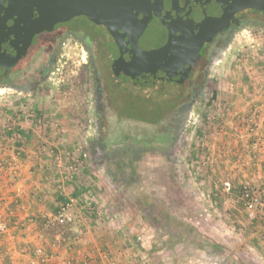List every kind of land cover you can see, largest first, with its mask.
Here are the masks:
<instances>
[{"label": "rangeland", "instance_id": "1", "mask_svg": "<svg viewBox=\"0 0 264 264\" xmlns=\"http://www.w3.org/2000/svg\"><path fill=\"white\" fill-rule=\"evenodd\" d=\"M63 53L65 57L58 66L60 70H56L49 82L51 92L48 96L41 100L13 89L0 88V105L17 114L23 107L27 115L32 112L43 116L58 115L68 119L69 128L83 136L78 139L81 151L86 152L90 161L93 160L104 179L111 182L112 190L115 187L117 194L123 196L118 197V202L128 204L129 219L133 218L132 212L136 208L139 210V223L146 229V235H151V242L156 243V249L149 247L147 259H138L136 264H264V220H250L240 198V188L244 184L263 196L264 186H252L248 182L235 185L233 181L225 180L222 174L220 176L219 171L212 173L209 170L216 167L210 155L218 154V145L213 149L209 143L222 126L218 123L222 120L215 113L220 107H212L209 100L225 80L231 79L236 85L237 77L247 73L245 68L254 66V69H248L252 72L259 66L264 72V22L247 24L233 34L225 54L210 69L206 99L193 110L180 140L170 148H160L158 153L148 151L146 147L134 154L131 150L128 152L119 135L113 142L121 145V150L102 151L88 146L87 143L96 140L97 134L94 131L92 92L90 89L84 91L83 86L91 78L85 72L86 59L83 57L86 56L74 41L68 43ZM112 53L110 61L115 57V51ZM251 109L252 114L255 113V107ZM245 120L251 124L249 119ZM62 126L58 123L59 128ZM148 133L154 135L153 131ZM255 144L257 148L252 149ZM249 149L259 150L258 143L254 141ZM105 152L108 155L104 156ZM226 155L230 161L235 159L231 153ZM205 172L214 174L215 183L213 187L209 186V195L217 196L210 198L211 202L204 195L207 185L202 173ZM220 179H224L223 183L232 182L233 189L229 193ZM236 190L238 197L229 198ZM121 203L119 207H122ZM96 215L100 217L98 211Z\"/></svg>", "mask_w": 264, "mask_h": 264}, {"label": "crops", "instance_id": "2", "mask_svg": "<svg viewBox=\"0 0 264 264\" xmlns=\"http://www.w3.org/2000/svg\"><path fill=\"white\" fill-rule=\"evenodd\" d=\"M254 68H245L236 85L225 80L212 104L221 108L215 113L222 126L209 143L213 149L218 145L217 157L210 155L216 167L209 170L219 171L235 185L264 186V72L259 66L249 72ZM8 109L0 105V161L5 164L0 167V220L9 226L0 237V264H136L147 259L149 247L156 249V243L139 223V210L129 219L128 204L118 202L123 196L81 151L78 139L83 136L69 128L68 119L47 114L49 125L40 128L26 121L25 108L18 114ZM252 141L259 150L249 151ZM51 150L60 154V161ZM71 153L79 158L77 163H71ZM226 153L235 159L228 160ZM212 173H202L210 202L217 196L209 195L215 183ZM236 193L229 198L236 199ZM71 198L78 202L70 210L75 222L57 226L53 220L59 205Z\"/></svg>", "mask_w": 264, "mask_h": 264}, {"label": "flooded vegetation", "instance_id": "3", "mask_svg": "<svg viewBox=\"0 0 264 264\" xmlns=\"http://www.w3.org/2000/svg\"><path fill=\"white\" fill-rule=\"evenodd\" d=\"M236 18L238 22L217 34L213 42L205 44L197 65L179 87L159 82L151 87L129 88L113 72L112 65L119 57V48L107 28L80 16L58 23L52 31L36 37L26 56L0 77V88L43 100L51 92L49 82L65 57L63 52L68 43L74 41L86 56L83 57L86 59L85 72L91 77L83 86L84 91L90 89L92 92L97 137L87 143L88 146L111 151L121 150L125 145L126 151L131 150L133 154L146 147V150L158 153L160 148H170L180 140L193 110L206 99L210 69L225 54L233 34L247 24L264 22V13L249 9L238 13ZM113 51L115 57L110 61ZM149 130L154 135H149ZM116 135L125 142L122 146L113 142Z\"/></svg>", "mask_w": 264, "mask_h": 264}, {"label": "water", "instance_id": "4", "mask_svg": "<svg viewBox=\"0 0 264 264\" xmlns=\"http://www.w3.org/2000/svg\"><path fill=\"white\" fill-rule=\"evenodd\" d=\"M264 0H0V77L23 59L34 39L84 16L107 28L119 48L116 77L132 90L159 82L179 87L205 44Z\"/></svg>", "mask_w": 264, "mask_h": 264}, {"label": "built area", "instance_id": "5", "mask_svg": "<svg viewBox=\"0 0 264 264\" xmlns=\"http://www.w3.org/2000/svg\"><path fill=\"white\" fill-rule=\"evenodd\" d=\"M27 115V114H26ZM26 121L30 123L31 125L37 126V127H46L49 125L48 119L46 116L39 115L36 112H32V114H28L25 116ZM30 129V128H28ZM257 148V144L253 146L252 149ZM51 153L53 157L57 160H61V156L59 153L55 152L54 150H51ZM69 159L71 160V163H77L79 161V158H76L74 154H68ZM68 159V160H69ZM5 166L4 161H0V167L3 168ZM64 183V182H63ZM224 189L227 193H229L232 189V182L226 181L223 183ZM61 193V192H60ZM62 196V193L60 194ZM240 198L242 199L244 208L248 214V218L252 221L255 220H264V196L260 195L259 192L251 188L248 184H244L240 188ZM77 203V199H71L69 201H65L59 205L57 215L54 218V223L57 225H64L68 223H73L75 221V218L72 216L71 213H69L70 209H72L75 204ZM9 230V226L6 222L0 220V237L1 235L7 233Z\"/></svg>", "mask_w": 264, "mask_h": 264}, {"label": "trees", "instance_id": "6", "mask_svg": "<svg viewBox=\"0 0 264 264\" xmlns=\"http://www.w3.org/2000/svg\"><path fill=\"white\" fill-rule=\"evenodd\" d=\"M217 97V91L215 90L211 96V99L209 100V103H213L216 100Z\"/></svg>", "mask_w": 264, "mask_h": 264}]
</instances>
